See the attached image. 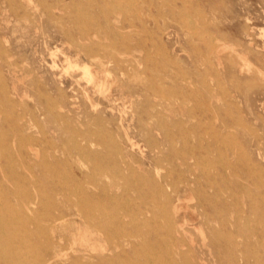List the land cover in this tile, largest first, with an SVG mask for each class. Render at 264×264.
I'll use <instances>...</instances> for the list:
<instances>
[{"label": "rangeland", "instance_id": "obj_1", "mask_svg": "<svg viewBox=\"0 0 264 264\" xmlns=\"http://www.w3.org/2000/svg\"><path fill=\"white\" fill-rule=\"evenodd\" d=\"M134 1L0 0V264H264V0Z\"/></svg>", "mask_w": 264, "mask_h": 264}, {"label": "bare ground", "instance_id": "obj_2", "mask_svg": "<svg viewBox=\"0 0 264 264\" xmlns=\"http://www.w3.org/2000/svg\"><path fill=\"white\" fill-rule=\"evenodd\" d=\"M134 1V0H133ZM135 2V1H134ZM16 6V5H15ZM88 9V8H87ZM107 25V24H106ZM87 31V30H85ZM247 36V35H246ZM210 39V38H209ZM104 44V43H103ZM110 44V43H109ZM106 49V48H105ZM247 62V61H246ZM71 64V63H70ZM219 65L221 66V70H223L227 76H237L236 73L234 72V67L235 65H223V62L220 61L219 62ZM72 66V65H71ZM216 71H219L220 69L219 68H214ZM243 69H241L240 71H242ZM67 71V70H66ZM106 72V71H104ZM86 76V75H85ZM35 81V80H34ZM94 81V80H93ZM88 83V81H87ZM90 83V82H89ZM103 84V83H102ZM210 89L213 90L212 86H210ZM235 91L236 93H239L240 92V87L239 86H235ZM64 90V89H63ZM101 92V91H100ZM101 94V93H100ZM2 101V100H0ZM7 101V100H6ZM97 106V105H96ZM53 110V109H52ZM139 112V110H138ZM140 113V112H139ZM133 114V113H132ZM54 116V115H53ZM134 118V117H133ZM164 121V120H163ZM226 127V124H223L222 125V128H219V130H217L216 127L212 126V132L214 134L217 133V131H223V129ZM127 136V135H126ZM116 138V137H115ZM114 139V138H113ZM103 141V140H102ZM77 145V144H76ZM70 150V149H69ZM156 150V149H155ZM219 150V145H218V142H214V143H210L208 144V146H206V152L207 153H210V152H213V151H217ZM258 151V150H257ZM194 155H196L195 153H193ZM104 156V155H103ZM197 156V155H196ZM29 157V156H28ZM199 157H202L201 155L197 156V158ZM188 158L189 156L186 155V154H183L181 156V165H187L188 163ZM91 160H93L91 158ZM113 162V161H111ZM71 166V165H70ZM121 166V165H120ZM188 170V168H187ZM33 171V170H32ZM126 171V170H125ZM190 171V170H189ZM219 173H222L220 172V170H218ZM208 175H216L215 173L212 174L211 171H209ZM142 179V178H141ZM201 179V176L200 175H196L195 174V177L192 180L190 179H186V185H187V188H186V191H194L195 189V186L192 184V182L194 183H198ZM210 187H212L210 185ZM62 190V189H61ZM249 190V189H248ZM176 189L175 187L169 183V182H163V181H160V180H157L155 181V192L159 195V197L161 198V210L162 211H167V208H169V206L173 203H175V210L178 211L180 208H181V197L178 196V197H173V192H175ZM217 191L214 190L212 194H208V193H205L204 197H203V200L205 201V203H209V197L210 196H217ZM57 195V194H56ZM56 197V196H55ZM66 197V196H65ZM23 198V197H22ZM62 198V197H61ZM57 199V197H56ZM5 201V200H4ZM79 202V201H78ZM200 202L202 203V200H200ZM211 206L212 203H209ZM26 206V205H25ZM32 207V206H31ZM42 208V207H41ZM141 213H143V211H140ZM70 214H72L71 212L69 211H65L64 209L61 210V212L55 216L53 218V221H60L62 223V225L64 224L65 225V222H66V218L67 216H69ZM203 215H208L209 214V210H205L203 211L202 213ZM136 212L132 209V212L130 213V216L132 217V219H135L136 218ZM170 217V216H169ZM255 217V216H254ZM181 219V218H180ZM183 220V219H182ZM257 220V219H256ZM57 224V223H56ZM250 225V224H249ZM57 225H55L53 227V229L56 228ZM79 227V226H78ZM9 229V227H7ZM30 228V227H29ZM258 228V227H257ZM79 229V228H78ZM171 230H174V227L172 226L171 227ZM252 232V231H251ZM15 233V232H14ZM2 234V233H1ZM19 237V236H18ZM25 237V236H24ZM262 237V236H261ZM23 238V237H22ZM21 238V239H22ZM29 238V237H28ZM25 239V238H24ZM179 240V239H178ZM177 240V241H178ZM76 241V240H75ZM26 243V242H25ZM75 243V242H74ZM138 244V243H137ZM118 246H121V244H118ZM67 253L63 252V248L61 247L60 249H56L54 250L53 252H47L44 254V256L41 258V259H34V260H27V259H22L23 255L22 254H19V255H16V256H10L9 257V263L10 264H52L54 263L55 261H57L58 259H63L65 257ZM17 259V260H16Z\"/></svg>", "mask_w": 264, "mask_h": 264}]
</instances>
